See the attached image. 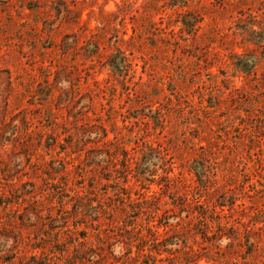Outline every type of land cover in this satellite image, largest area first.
I'll return each mask as SVG.
<instances>
[{
  "label": "rangeland",
  "instance_id": "1",
  "mask_svg": "<svg viewBox=\"0 0 264 264\" xmlns=\"http://www.w3.org/2000/svg\"><path fill=\"white\" fill-rule=\"evenodd\" d=\"M83 248L264 264V0H0V254Z\"/></svg>",
  "mask_w": 264,
  "mask_h": 264
},
{
  "label": "trees",
  "instance_id": "2",
  "mask_svg": "<svg viewBox=\"0 0 264 264\" xmlns=\"http://www.w3.org/2000/svg\"><path fill=\"white\" fill-rule=\"evenodd\" d=\"M118 55H116V57H114V58H112V59H117L118 57H117ZM111 64V63H110ZM113 67H114V69L116 70V71H121V69H122V65L121 64H117V63H112L111 64ZM196 170V169H195ZM196 174H197V176H198V181H200L201 182V180H202V175H201V173L199 172V171H197L196 170ZM80 214V213H79ZM152 228V227H151ZM151 228H149V227H147V230H149L150 232H153V233H151V235L153 236L154 234L156 235H158L159 234V231H158V226H154V228H152V230H151ZM58 237V236H57ZM56 237V242L58 241V238ZM82 241L80 242V244L81 245H83V244H85L86 242H87V238H86V236L85 235H82ZM98 240H99V237H98ZM88 243V242H87ZM39 248V247H38ZM84 250H79V251H77V252H74V257L73 258H71V260L72 261H70V260H68L67 262H68V264H85L84 262H86V257H85V254H87V248H83ZM7 253H11V254H13L14 256H11V257H5V255L4 254H7ZM16 254H17V250H8V251H5L3 254H0V264H12L13 263V260H14V258H15V256H16ZM52 258H53V255H51V256H49V254L48 253H45L44 251L43 252H41V253H39V254H37V253H31L30 255H28V256H24L22 259H23V262L21 263V264H56L53 260H52ZM128 258H129V260H134L133 258H131L130 256H128ZM96 260H97V258H96ZM156 260V259H155ZM157 260H161V259H157ZM165 260H162V262H164ZM94 262V261H93ZM116 262H120L119 264H122V261H118V260H116V258H115V260H113V263L112 264H115ZM154 262V261H153ZM153 262H151V263H153ZM156 262H158V261H156ZM96 264H99L98 263V261L96 262ZM131 264H135L134 262L133 263H131ZM142 264H149V263H147L146 261L144 262V261H142Z\"/></svg>",
  "mask_w": 264,
  "mask_h": 264
}]
</instances>
